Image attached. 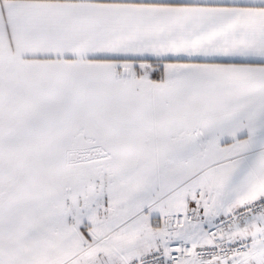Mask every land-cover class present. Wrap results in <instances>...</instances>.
Wrapping results in <instances>:
<instances>
[{
  "label": "snow or ice",
  "instance_id": "snow-or-ice-1",
  "mask_svg": "<svg viewBox=\"0 0 264 264\" xmlns=\"http://www.w3.org/2000/svg\"><path fill=\"white\" fill-rule=\"evenodd\" d=\"M0 264H264V0H0Z\"/></svg>",
  "mask_w": 264,
  "mask_h": 264
}]
</instances>
